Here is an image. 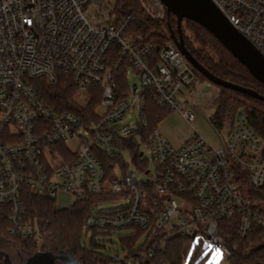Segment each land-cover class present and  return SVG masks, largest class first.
<instances>
[{"label": "built area", "instance_id": "obj_1", "mask_svg": "<svg viewBox=\"0 0 264 264\" xmlns=\"http://www.w3.org/2000/svg\"><path fill=\"white\" fill-rule=\"evenodd\" d=\"M138 1L150 18L163 19L160 0ZM211 1L264 56V0ZM116 2L0 0V206L8 235L45 244L38 218L25 205L26 191L73 201L114 195L111 201L125 204L102 212L97 209L106 200L95 203L83 221L85 238L141 229L149 242L173 230L200 235L228 257L231 249L219 234V219L226 218L240 238L263 230L261 241L248 245L259 251L264 247L254 248L264 243V140L243 111L217 132L225 135L220 148L199 135L192 126L193 100L180 105L174 96L192 84L191 64L174 42L157 48L127 36L133 17L117 13ZM119 68L127 80L129 69L136 75L134 90L130 82L125 90L114 85ZM59 72L87 97L81 113L50 104L37 87L41 79L54 84ZM92 86L100 88L99 115L88 107ZM148 105L175 110L190 126L180 146L150 126ZM74 140L73 148L68 143ZM125 150L134 169H128ZM142 170L148 179L137 178ZM152 247L136 251L138 262L131 264L151 259ZM262 257L258 264H264Z\"/></svg>", "mask_w": 264, "mask_h": 264}, {"label": "trees", "instance_id": "obj_2", "mask_svg": "<svg viewBox=\"0 0 264 264\" xmlns=\"http://www.w3.org/2000/svg\"><path fill=\"white\" fill-rule=\"evenodd\" d=\"M115 10L119 14H128L133 17L126 35H135L134 38H138L140 43L151 42L158 48L161 45L173 42L170 35L171 30L177 36L176 18L172 13L167 12L165 7L164 17L161 20L150 18L137 0H117ZM182 21L187 23V29L191 31L195 42L198 43L197 46H194L190 38L185 35L183 22H181L184 45L199 64L223 80L251 88L264 95L263 84L256 80L213 34L193 20L183 19ZM208 50H211L213 55ZM123 70L119 68L115 72V82L113 83L125 90L128 80ZM204 79L202 74L195 73L194 80L189 88L194 87L197 80L203 81ZM37 87L50 104L58 105L62 110H76L81 113V105L74 98L75 88L71 84L68 74L59 72L56 82L52 85H48L44 79H41ZM99 90V86L90 88L88 102L90 109L97 107L99 103L101 97ZM121 96H124V93ZM148 106L147 114L150 126H157L166 111L151 107V105ZM241 111L247 114L251 129L264 140V102L233 89L223 87L219 89L216 108L210 117L211 124L217 131H220L227 120L234 118ZM114 198H116L114 195L92 196L85 200H76L68 207H57L53 198L33 196L26 191L25 205L27 210L31 215L38 218L41 233L46 241L48 240L42 246H38L29 239L9 236L7 230L10 224L6 212L0 206V244L3 242L13 245L19 250L17 259H13L0 249V264H23L27 258L37 252H49L57 261V256L61 251H66L76 258L78 264H116L118 261L123 264L119 259L116 261L117 256L108 257L101 254L97 250L99 246L93 238L87 245L82 246L81 244L85 233L82 226L83 221L91 212L92 206L97 202ZM219 234L231 249V254L227 257L230 264H258L263 258L264 248L259 251L245 252V248L249 243L261 241L263 230L258 229L256 234L240 238L231 226V220L221 218L219 219ZM141 235H143V230L136 229L132 236L123 238V240L127 241L128 246L131 247L136 237ZM193 238V235L180 234L173 230L161 232L155 237H151L149 242L145 240L136 251L144 248L149 249L153 246L154 255L147 260L149 263L203 264L204 258L197 251L187 263L185 262L187 254L185 244ZM162 239H165L163 246L160 245ZM136 251L134 256L135 259H138Z\"/></svg>", "mask_w": 264, "mask_h": 264}, {"label": "rangeland", "instance_id": "obj_3", "mask_svg": "<svg viewBox=\"0 0 264 264\" xmlns=\"http://www.w3.org/2000/svg\"><path fill=\"white\" fill-rule=\"evenodd\" d=\"M138 1V0H137ZM140 4V2L138 1ZM141 6V4H140ZM182 25L184 27V33L187 37L190 38L191 42H193L194 46H197L198 43L195 42L194 37L189 29H187L188 25L185 21H182ZM133 38L136 37L135 35H131ZM210 54L213 55L211 50H208ZM191 69L198 73L197 70L191 65ZM206 80V79H204ZM203 80V81H204ZM137 81L136 75L129 69L128 73V82L133 83ZM197 80L194 83V87L187 88L185 86H181L179 91L175 92V98L177 103L183 105L184 103H190L192 100L194 101V97L201 96V101L197 102L198 107L196 108L197 116L192 122L193 128L196 132L201 135L208 143H210L214 148L218 149L221 147L220 139H225V135L223 132L218 134L215 127L211 124L210 117L214 113L216 108V97H217V89L219 90L221 87L209 82L208 83ZM209 84V85H207ZM215 88V90H211L209 88ZM219 92V91H218ZM74 98L77 103L84 104L87 101V97L81 96L75 91ZM135 112L138 114V109H135ZM101 113V108L98 105L96 107V114L99 115ZM131 116L133 114L131 113ZM157 129L159 130L160 134L164 139H166L173 147L177 148L180 146L181 140L188 137L191 134L190 126L184 122L177 111L171 110L164 115V117L157 123ZM220 137V138H219ZM75 140L68 143L69 146L75 147ZM140 151L144 152L145 158H149L146 153V147L143 144H140ZM125 161L129 164L128 169H134L131 162V154L129 151L122 152ZM147 169L149 170L150 174L154 173V166L151 161L147 164ZM138 179H148V175L144 173V171H139L136 173ZM73 202V198L68 195H58L55 198V204L57 207H68ZM125 204V202H113L111 199L106 200L98 207V211L108 212L112 210L114 207L120 204ZM134 234L133 230L129 229H122V230H115L110 231L108 234L97 235L93 239L94 242L97 244V250L108 257L117 256L123 264H131L135 261L134 253L135 251L144 243L146 234H143L139 237H136L135 242L131 247L128 246V242L124 241L123 238H128ZM91 236L85 238V233L82 238V246L87 245L91 240ZM48 241V240H47ZM45 239V242H47ZM0 249L13 259H17V254L19 250L16 246L8 245L6 243H1ZM185 246L187 247V254L185 262L187 263L188 260L194 256L195 252L197 251L201 257L204 258L203 264H230L226 255L219 249L217 246H210L206 245L203 242L200 235H196L193 239L189 240ZM219 249V252H217ZM249 246L245 248V252L249 253ZM127 252V253H126ZM117 261V260H116ZM141 260H139L140 262ZM138 262V261H137ZM151 264H155L150 262ZM118 264H122L118 261Z\"/></svg>", "mask_w": 264, "mask_h": 264}, {"label": "water", "instance_id": "obj_4", "mask_svg": "<svg viewBox=\"0 0 264 264\" xmlns=\"http://www.w3.org/2000/svg\"><path fill=\"white\" fill-rule=\"evenodd\" d=\"M167 12L176 18L177 36L173 31L170 35L174 44L189 61V63L209 82L223 88L233 89L243 94L257 98L264 102V95L227 80H223L204 66L199 64L192 54L186 49L181 31L183 19H190L206 28L226 48L248 72L264 86V56L255 46L223 16L211 0H160ZM135 83H132V90ZM264 247V243L254 248L258 250ZM118 257H116V260ZM23 264H78L77 259L66 251H61L55 257L49 252H37L26 259Z\"/></svg>", "mask_w": 264, "mask_h": 264}, {"label": "crops", "instance_id": "obj_5", "mask_svg": "<svg viewBox=\"0 0 264 264\" xmlns=\"http://www.w3.org/2000/svg\"><path fill=\"white\" fill-rule=\"evenodd\" d=\"M205 81H206V83H208L207 80H204L203 82H205ZM207 85H209V84H207ZM209 88H210L211 90H215V88H211V86H209ZM218 91H219V90L217 89V94H218ZM200 99H201V96H199V95L196 96V97H194V101H193V103H194V108H195L196 111H197L196 108L198 107L197 102H200V101H201ZM216 102H217V97H216ZM184 139H185V138H184ZM182 141H183V140H181V143H182ZM181 143H180V144H181ZM73 202H74V201H73ZM73 202H72V203H73ZM72 203H71V204H72ZM71 204H70V205H71ZM139 264H151V263L147 262L146 259H143V260H141V261L139 262Z\"/></svg>", "mask_w": 264, "mask_h": 264}, {"label": "snow or ice", "instance_id": "obj_6", "mask_svg": "<svg viewBox=\"0 0 264 264\" xmlns=\"http://www.w3.org/2000/svg\"><path fill=\"white\" fill-rule=\"evenodd\" d=\"M217 252H219V249H217Z\"/></svg>", "mask_w": 264, "mask_h": 264}]
</instances>
